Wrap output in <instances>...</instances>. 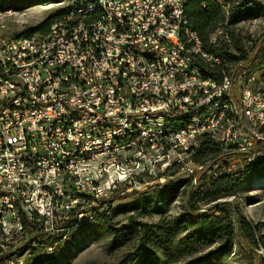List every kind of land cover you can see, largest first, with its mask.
<instances>
[{"label": "built area", "instance_id": "built-area-1", "mask_svg": "<svg viewBox=\"0 0 264 264\" xmlns=\"http://www.w3.org/2000/svg\"><path fill=\"white\" fill-rule=\"evenodd\" d=\"M188 1L69 0V14L46 34L2 43L0 217L18 209L45 217L85 185L96 196L98 172L115 153L117 170L131 177L141 164L128 155L136 141L167 155L218 133L247 165L264 161L251 152L264 129V55L256 71L240 74L249 85L233 104L231 78L206 77L198 63L221 59L189 27ZM219 38L230 41L224 26L211 35ZM204 169L194 163L187 171ZM233 171L221 164L208 181Z\"/></svg>", "mask_w": 264, "mask_h": 264}, {"label": "rangeland", "instance_id": "rangeland-1", "mask_svg": "<svg viewBox=\"0 0 264 264\" xmlns=\"http://www.w3.org/2000/svg\"><path fill=\"white\" fill-rule=\"evenodd\" d=\"M66 4L67 1L58 4L32 0L19 8L8 7L2 2L0 46L11 38L22 36ZM230 29L252 54L264 36V17L240 21L230 25ZM256 65L249 68L251 72L256 71ZM230 67L232 69L234 66ZM243 71L235 84L238 95H241L242 87L249 85L248 76L240 75ZM216 112L219 111L216 109ZM230 115V106L227 105L221 111L225 126ZM261 135L264 139V129ZM151 145L136 141L128 152L129 156L141 163L131 171V177H128V172L125 177L123 171L117 170L114 161H118V157L116 153L112 155L108 162L110 165H102L105 170L98 172L96 177L99 183L95 188L96 196L90 195L88 190H91V186L88 185L78 193L69 191V197L58 204L57 212L46 213L44 221L41 217L37 219L38 229L24 227V218L30 221L34 217L26 215L21 209L16 215L5 212L0 217V264H257L236 240L230 250L210 260L196 258L215 250L216 243L199 248L193 255L182 251L184 249L174 251L172 259L161 248H155L157 257L154 260L136 250L140 236L134 237V234H130L132 231L144 230L147 238L163 222L184 214L185 188L189 181L186 174H192L187 168L194 167L193 156L209 162L214 152L226 151L231 147L229 143L221 141L218 133L198 137L188 149L178 145L167 155L156 152ZM230 151L233 155L226 163L233 166L234 171L227 185V194L221 200L238 206L249 221L264 222V161L247 165L241 153L234 149ZM174 164L177 168L171 169L170 166L174 167ZM92 180L96 181L95 174ZM207 188V182H204L199 190L206 191ZM198 200L193 203L197 207L205 208L211 204V200L204 198V195ZM61 204L63 207H60ZM73 210H77L74 217L71 216ZM179 238L173 245L177 244ZM144 240L147 242V239ZM152 247L155 246L148 242L143 249ZM254 249L264 257V227L260 229Z\"/></svg>", "mask_w": 264, "mask_h": 264}, {"label": "trees", "instance_id": "trees-1", "mask_svg": "<svg viewBox=\"0 0 264 264\" xmlns=\"http://www.w3.org/2000/svg\"><path fill=\"white\" fill-rule=\"evenodd\" d=\"M27 1L32 0H0V5L4 2L8 7L21 8ZM40 1L59 3L68 2L69 0ZM69 12L70 6L60 8L37 26L24 32L22 36L31 37L34 34H46L54 22L62 20ZM184 12L189 27L198 34L203 50L219 56L221 59L220 64L198 61L203 69H207V72L204 71L205 76H209L218 82L229 76L232 80V103L239 105L240 95L237 94L235 85L237 77L242 69L251 72L252 70L249 68L254 67L262 60L264 55V36L254 47L252 54H250L244 48V43L233 34L234 32L231 31L230 25L237 24L243 20L264 17V3L251 0H189L184 6ZM222 26L225 27L230 41L219 38L217 42H212L211 35ZM230 66L234 67L231 69ZM252 87L256 88L257 86L254 85ZM242 128L249 130L246 118ZM251 152L260 153L264 157V139L257 141ZM232 155L233 152L230 149L214 152L209 162H204L201 157L196 155L193 156L195 163L204 164L205 169L193 174H186L189 176V181L185 188L184 214L163 222L147 238L144 230L135 229L132 231L130 234H134V237L140 236L136 250L144 253L147 258L154 260L157 257V248H161L171 258L174 255V251L184 249L182 251H186L187 254L191 252V255H193L198 252L199 248L208 247L216 243L217 248L215 250L196 258V260H210L230 250L236 240L241 247L252 255L257 264H264V257L254 249V243L260 234L261 227H264V222L253 223L249 221L238 206L228 200H221L227 194V185L233 174H222L213 181H208V172L216 166L225 164ZM170 168H177V165L174 167L172 165ZM194 178L196 179L195 183ZM204 182H207V190H199ZM202 195H204V198L211 200V204L205 208L197 207L193 204L194 202L197 203ZM76 213L77 210H73L71 216L74 217ZM33 217V220L30 221L24 218V227L37 228V219L39 217L43 221L46 219L38 214H34ZM177 238H179L177 244L173 245ZM144 239H147V242ZM148 242L155 247L144 250L143 246Z\"/></svg>", "mask_w": 264, "mask_h": 264}, {"label": "crops", "instance_id": "crops-1", "mask_svg": "<svg viewBox=\"0 0 264 264\" xmlns=\"http://www.w3.org/2000/svg\"><path fill=\"white\" fill-rule=\"evenodd\" d=\"M253 2H260V3H264V0H251Z\"/></svg>", "mask_w": 264, "mask_h": 264}]
</instances>
